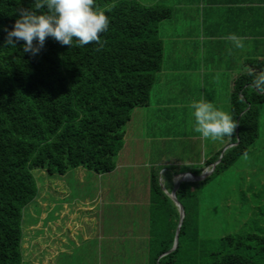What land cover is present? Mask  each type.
<instances>
[{
  "label": "trees",
  "instance_id": "1",
  "mask_svg": "<svg viewBox=\"0 0 264 264\" xmlns=\"http://www.w3.org/2000/svg\"><path fill=\"white\" fill-rule=\"evenodd\" d=\"M95 2L110 21L101 44L79 46L74 40L68 46L46 37L36 55L23 51V41L0 46V264H23L22 212L37 192L31 169L111 171L122 126L131 108L147 101L159 69L157 23L169 16L170 7L138 0ZM32 7V0H0V44L6 35L2 27L10 29L18 10ZM246 63L248 69L235 76L229 97L238 139L201 182L226 170L257 136V108L264 93L252 86V79L262 71L264 57ZM157 178L158 168H153L148 264H264V233H200V219L190 212L199 206L197 185L189 181L175 190L183 216L176 246L163 253L172 245L178 211Z\"/></svg>",
  "mask_w": 264,
  "mask_h": 264
},
{
  "label": "crops",
  "instance_id": "2",
  "mask_svg": "<svg viewBox=\"0 0 264 264\" xmlns=\"http://www.w3.org/2000/svg\"><path fill=\"white\" fill-rule=\"evenodd\" d=\"M138 1L170 7L169 16L157 23L161 60L147 101L131 108L111 171L76 166L41 176L22 212L23 264H148L151 170L158 168L167 195L177 173H187L181 181L203 184L223 151L236 143V130L222 140L193 131L189 105L203 97L230 112L233 79L248 69L246 59L264 57V0ZM229 33L242 37L245 47H231ZM259 108L264 112V103L257 108V136L242 153V168L249 173L264 169ZM256 178L247 185L264 186V173ZM81 185L87 191L77 193Z\"/></svg>",
  "mask_w": 264,
  "mask_h": 264
},
{
  "label": "clouds",
  "instance_id": "3",
  "mask_svg": "<svg viewBox=\"0 0 264 264\" xmlns=\"http://www.w3.org/2000/svg\"><path fill=\"white\" fill-rule=\"evenodd\" d=\"M32 4V8L18 10V17L10 29L2 27L6 35L0 46H15L17 42L23 41V51L36 55L46 37L68 46H72L74 40L79 46L93 41L101 44L100 36L109 27L110 21L105 10L96 6L95 0H32ZM226 39L231 47H245L243 38L235 33H229ZM252 86L264 93V71L253 77ZM189 107L194 118L193 131L204 138L222 140L231 136L237 127L230 112L203 97L192 100Z\"/></svg>",
  "mask_w": 264,
  "mask_h": 264
},
{
  "label": "rangeland",
  "instance_id": "4",
  "mask_svg": "<svg viewBox=\"0 0 264 264\" xmlns=\"http://www.w3.org/2000/svg\"><path fill=\"white\" fill-rule=\"evenodd\" d=\"M259 114L264 130V112L261 108ZM239 156L234 165L232 163L216 177L210 178L203 184L196 181L195 191L199 206L197 210L190 212L199 217V231L202 235L214 236L245 231L264 233V186L247 185L256 182V176L264 173V169H255L249 173V169L242 168L243 155ZM45 172V168L31 169L36 185L40 183L41 176ZM54 176L56 175H49L51 178ZM166 178L167 174H163V184L169 188ZM86 188L84 185L76 187L77 193L86 192ZM251 189L253 193L250 195L248 190Z\"/></svg>",
  "mask_w": 264,
  "mask_h": 264
},
{
  "label": "water",
  "instance_id": "5",
  "mask_svg": "<svg viewBox=\"0 0 264 264\" xmlns=\"http://www.w3.org/2000/svg\"><path fill=\"white\" fill-rule=\"evenodd\" d=\"M237 139H238V137L236 136V141H237ZM186 174L187 173L181 172V173H177L175 175L174 184H173V186L171 188V191L168 193L169 197L171 198V200L174 202V204L177 207L178 219H177V223H176V226H175V231H174L172 245H171V247L168 250H166L163 253L171 251L177 244V233H178V229H179V226H180V223H181V220H182V216H183V208H182L181 204L179 203V201L177 200V198L175 196V190H176L179 182L183 178V176H185ZM189 174H190V176L195 177V178H200V176H202V175H195V174H192V173H189Z\"/></svg>",
  "mask_w": 264,
  "mask_h": 264
}]
</instances>
